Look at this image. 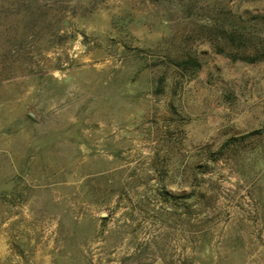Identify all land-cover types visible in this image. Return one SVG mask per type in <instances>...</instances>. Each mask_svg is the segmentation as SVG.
I'll return each mask as SVG.
<instances>
[{
    "label": "rangeland",
    "instance_id": "obj_1",
    "mask_svg": "<svg viewBox=\"0 0 264 264\" xmlns=\"http://www.w3.org/2000/svg\"><path fill=\"white\" fill-rule=\"evenodd\" d=\"M0 264H264V0H0Z\"/></svg>",
    "mask_w": 264,
    "mask_h": 264
}]
</instances>
